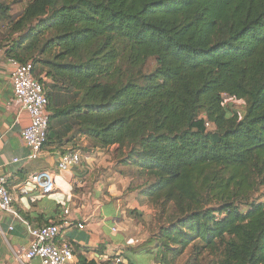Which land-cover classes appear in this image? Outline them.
Here are the masks:
<instances>
[{"label":"trees","instance_id":"trees-1","mask_svg":"<svg viewBox=\"0 0 264 264\" xmlns=\"http://www.w3.org/2000/svg\"><path fill=\"white\" fill-rule=\"evenodd\" d=\"M12 3L4 47L45 87L47 143L120 147L148 204L172 207L146 243L160 262L191 247L193 264H264V0Z\"/></svg>","mask_w":264,"mask_h":264},{"label":"crops","instance_id":"crops-1","mask_svg":"<svg viewBox=\"0 0 264 264\" xmlns=\"http://www.w3.org/2000/svg\"><path fill=\"white\" fill-rule=\"evenodd\" d=\"M13 1L0 0L2 46L18 42L22 34L13 31L12 23L24 4ZM13 70L5 54L0 58V173L8 176L16 215L0 211V264H41L39 259L20 261L15 252L29 243L30 227L60 221L65 209L74 226L64 229L59 240L73 247L76 258L71 264H78L80 257L98 264H162L158 252L146 246L155 232L150 229L154 228L153 208L142 194L143 181L136 167L124 161L118 145L93 147L81 138L75 148L88 158L69 170H60L58 165L61 154L73 148V143L49 141L38 157L29 158L31 149L21 132L30 119L14 96ZM41 171L54 174V187L45 191L28 183V193H21L24 179ZM78 223L85 227L79 229Z\"/></svg>","mask_w":264,"mask_h":264},{"label":"built area","instance_id":"built-area-1","mask_svg":"<svg viewBox=\"0 0 264 264\" xmlns=\"http://www.w3.org/2000/svg\"><path fill=\"white\" fill-rule=\"evenodd\" d=\"M6 47L0 44V58L6 54ZM14 65L12 72V86L15 98L20 102L23 111L29 114V123L22 132L23 141L30 147L29 158L38 157L47 143L49 135V112L48 96L42 82L35 75V65L32 61L20 62L9 57ZM226 101H232L227 94L223 95ZM83 155L79 150L68 148L62 154L59 161L60 170H69L81 163ZM51 171H41L30 174L24 179V186L21 193H28V183L43 187L45 191H50L54 187V177ZM14 196L8 188V176L0 173V211L11 212L16 215L13 209ZM70 211L64 210V217L60 221L51 222L41 227H30L29 243L21 246L15 257L22 260L39 259L41 264H71L75 261L76 255L72 245L59 238L64 229L71 228L74 223L68 219ZM79 229L85 227L84 223L76 225ZM114 230H116L114 228ZM116 261L121 262L120 258Z\"/></svg>","mask_w":264,"mask_h":264},{"label":"rangeland","instance_id":"rangeland-1","mask_svg":"<svg viewBox=\"0 0 264 264\" xmlns=\"http://www.w3.org/2000/svg\"><path fill=\"white\" fill-rule=\"evenodd\" d=\"M157 68V61L155 57H151L148 59V61L146 62V64L140 69L141 73L144 75H149L150 73H152L155 69ZM38 69L41 71V67L38 65ZM43 73V72H42ZM41 73V75H42ZM48 81H46V87H47V91H48ZM139 82H143V78L139 79ZM229 109L231 110V112L233 113H238L241 117L243 116V114L245 113L246 110V102L245 101H240V102H234V101H228L227 102ZM81 137L78 136L76 141L73 142V144H78L79 142H81ZM141 180V179H140ZM141 181H145V180H141ZM263 192V189H262ZM261 192V193H262ZM260 195V193H258V196ZM259 201H263L264 200V196H261L259 199ZM150 205V204H149ZM153 208L154 211V215H153V219H152V223L154 224V228H152L150 226V229L152 231L157 230L160 226H163L164 224L166 225L167 222L170 221V216L172 214L171 212V205L167 206V212L163 215V217H161L160 214L161 210L159 207H155L150 205ZM243 210L245 211V209L243 208ZM151 239V237L149 238ZM192 248L190 247L189 249H187L185 251V253L183 255H181L175 264H193L194 260H193V256H192Z\"/></svg>","mask_w":264,"mask_h":264}]
</instances>
